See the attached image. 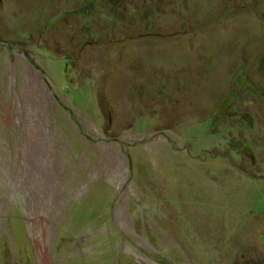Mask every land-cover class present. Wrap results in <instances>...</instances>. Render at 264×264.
Returning a JSON list of instances; mask_svg holds the SVG:
<instances>
[{"label":"rangeland","instance_id":"374dc122","mask_svg":"<svg viewBox=\"0 0 264 264\" xmlns=\"http://www.w3.org/2000/svg\"><path fill=\"white\" fill-rule=\"evenodd\" d=\"M44 260L264 264V0H0V264Z\"/></svg>","mask_w":264,"mask_h":264},{"label":"bare ground","instance_id":"6f19581e","mask_svg":"<svg viewBox=\"0 0 264 264\" xmlns=\"http://www.w3.org/2000/svg\"><path fill=\"white\" fill-rule=\"evenodd\" d=\"M42 264H48V262L46 260H44V261H42Z\"/></svg>","mask_w":264,"mask_h":264},{"label":"trees","instance_id":"16d2710c","mask_svg":"<svg viewBox=\"0 0 264 264\" xmlns=\"http://www.w3.org/2000/svg\"><path fill=\"white\" fill-rule=\"evenodd\" d=\"M246 87H247V89H249L248 86H246Z\"/></svg>","mask_w":264,"mask_h":264}]
</instances>
